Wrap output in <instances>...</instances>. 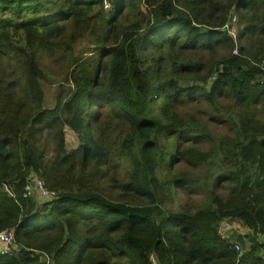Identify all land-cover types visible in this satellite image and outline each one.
<instances>
[{
    "label": "trees",
    "instance_id": "obj_1",
    "mask_svg": "<svg viewBox=\"0 0 264 264\" xmlns=\"http://www.w3.org/2000/svg\"><path fill=\"white\" fill-rule=\"evenodd\" d=\"M127 1L0 0V50L23 60L27 83L33 84L41 76L38 54L61 34L63 23L94 7L101 11L112 28L94 41L101 51L92 79H84L60 112L36 102L30 124H67L77 142L72 155L61 146L62 163L76 156L87 168L110 152L97 134L106 120L97 109L104 107L126 128L120 150L129 165L121 199L71 189L54 168L34 161L15 130L0 129V231L12 228L17 243L0 253V264H44L42 253L54 264H264V244L241 255L236 243L217 234L221 221H230L234 229L241 228L239 221L264 239V124L241 118L234 124L235 140L214 137L195 117L183 121L172 114L165 120L164 105L197 95L215 108L226 92L249 105L263 99L255 64L264 61V0H143L140 18L123 31ZM49 3L56 6L47 8ZM232 16L239 26L235 38L227 29ZM177 45L195 55L220 48L227 53L198 78L205 68L200 58L188 55L176 63L170 51ZM188 76L203 84L185 86ZM13 87H0V99ZM64 114L70 120H62ZM180 141L187 147L181 150ZM203 142L207 152L197 148ZM182 159L206 167L203 182L192 186V175L175 171ZM19 160L26 172L10 174L6 166ZM27 174L41 179L56 197H24ZM189 188L202 189L206 202L191 211L172 208V200Z\"/></svg>",
    "mask_w": 264,
    "mask_h": 264
},
{
    "label": "rangeland",
    "instance_id": "obj_2",
    "mask_svg": "<svg viewBox=\"0 0 264 264\" xmlns=\"http://www.w3.org/2000/svg\"><path fill=\"white\" fill-rule=\"evenodd\" d=\"M143 3V0L125 2L123 19L120 20L123 31L140 18ZM55 6V3H49L47 8L51 9ZM108 6L109 3L106 1L105 7ZM230 22L235 38L239 31L237 17L233 20L232 16ZM111 28L105 25L101 11L95 7L89 13H81L77 18L74 16L64 22L61 34L38 54L36 64L41 71V76L35 79V84L32 82L27 83V74L22 68V59L0 50V80L3 82V84L0 83V87L15 86L7 98L0 99V129H4L5 132L15 130L19 141L24 140L31 149L34 161L41 163L43 166L54 168L58 179L64 177L67 180L65 184L70 186L71 189H86L100 192L106 197L112 196L114 199H121L122 186L127 180L129 166L120 150V141L125 135L126 128L123 123L115 120L108 110L104 107L97 109V115L106 119L97 129V134L101 137L103 144L106 140L110 152H107L102 161L95 162L87 168H82L80 160L76 156L70 157L62 163L61 146L65 144V153L72 155L71 150L75 149L74 143L77 142L73 139L74 134L69 129L64 128L65 126L69 127L67 124L62 126L58 122L48 123V121H41L34 125L30 124V119L35 116L36 102L41 104L43 110L58 109V112H60L65 100L84 86V79L90 82L101 51L99 44H94V41L103 33L109 32ZM230 36L232 35L230 34ZM21 40L22 38L19 43ZM21 43L25 45L23 41ZM237 44L233 53L237 50ZM179 46L177 45L170 51L171 56L176 57V63L178 64H181L180 61L186 60L189 57L188 55L193 59L200 58L205 68L202 69L198 78H204L206 68L222 59L227 53L225 49L220 48L213 52L206 53L203 51L195 55L194 53L181 51ZM263 64L264 61L255 65L261 69ZM167 69H165V72ZM214 79L215 76L210 77L209 80L207 79L205 87L209 88ZM196 81L201 82L199 80L193 81L191 76H188L187 83H184V85L197 86L203 84ZM20 84H22V88L16 87ZM181 86L183 85L181 84ZM31 90H34V94ZM194 98L191 101L192 99L183 97L176 103H170L166 100L164 102L165 120L169 119L172 114L182 118L183 121L195 117L197 120L205 122L206 128L214 137L234 138V140V131L238 127L234 124L238 123L241 118L264 124V97L258 99L254 105H249L248 103L237 102L230 92H226L225 95L223 94V96L216 99V109L199 96L195 95ZM239 112H242L243 115H240ZM61 118L62 120L66 118L70 120L71 117L64 114L61 115ZM48 124H53V126H45ZM247 138H249L248 135L240 136L242 140ZM167 144L172 149L174 141L169 140ZM179 146L182 150L187 147V143L180 141ZM197 148L202 152L208 151V145L205 142L197 145ZM179 158L177 157V160H180ZM6 167L12 175L17 172H26L24 163L21 160ZM176 167L175 171L186 172L189 176H193L192 186H197L199 182L204 181L205 166L194 165L182 159L178 161ZM30 176L32 174H29L27 179ZM4 190L8 193L7 189L4 188ZM216 190L217 193H224L221 189ZM204 202H206V196L202 189L189 188L183 189L181 195L176 200H172L171 206L176 210L191 211ZM235 222L237 225H241L244 234L248 232L239 221ZM5 230L12 232V228ZM12 236V241L6 244L9 251L17 247L13 232ZM1 249H3V246H0ZM47 258H49L50 264H54L52 257L44 253L41 254V263L45 262Z\"/></svg>",
    "mask_w": 264,
    "mask_h": 264
},
{
    "label": "built area",
    "instance_id": "obj_3",
    "mask_svg": "<svg viewBox=\"0 0 264 264\" xmlns=\"http://www.w3.org/2000/svg\"><path fill=\"white\" fill-rule=\"evenodd\" d=\"M236 19V16H233V20ZM230 26V29H229ZM227 29L229 30L230 34L234 37L233 30H231V22L229 23ZM258 83L260 85H264V64L261 66L260 69V76L258 78ZM24 197H34L36 199H41L44 201L53 200L56 197V193L54 191L49 190L46 188L41 179L36 176H30L27 179L25 187H24ZM232 228V223L228 220L221 221L220 224L217 226V234L221 239L228 238V232ZM13 232V230H12ZM12 232L9 230L0 231V244H3V249L0 250L1 252H10L9 249L6 247V244H9L12 239ZM14 234V233H13ZM235 249L241 252L240 246L237 244ZM12 251V250H11ZM44 264H50L49 258L45 260Z\"/></svg>",
    "mask_w": 264,
    "mask_h": 264
},
{
    "label": "water",
    "instance_id": "obj_4",
    "mask_svg": "<svg viewBox=\"0 0 264 264\" xmlns=\"http://www.w3.org/2000/svg\"><path fill=\"white\" fill-rule=\"evenodd\" d=\"M228 240L232 243H236L240 246L241 249V255L250 250V248L256 244V243H260V244H264V239L263 238H258L256 236H254L252 233H247V234H243V233H237V234H233L230 233L228 235Z\"/></svg>",
    "mask_w": 264,
    "mask_h": 264
},
{
    "label": "crops",
    "instance_id": "obj_5",
    "mask_svg": "<svg viewBox=\"0 0 264 264\" xmlns=\"http://www.w3.org/2000/svg\"><path fill=\"white\" fill-rule=\"evenodd\" d=\"M242 232L245 233L244 231L241 230V228H238V229H237V228H235V229H234V228H231V229L229 230L228 234H230V233L237 234V233H242ZM247 233H248V232H247ZM247 233H246V234H247Z\"/></svg>",
    "mask_w": 264,
    "mask_h": 264
},
{
    "label": "clouds",
    "instance_id": "obj_6",
    "mask_svg": "<svg viewBox=\"0 0 264 264\" xmlns=\"http://www.w3.org/2000/svg\"><path fill=\"white\" fill-rule=\"evenodd\" d=\"M244 234V233H243Z\"/></svg>",
    "mask_w": 264,
    "mask_h": 264
}]
</instances>
